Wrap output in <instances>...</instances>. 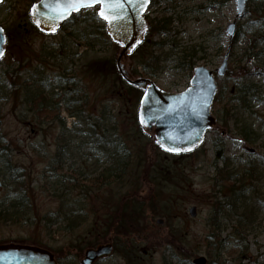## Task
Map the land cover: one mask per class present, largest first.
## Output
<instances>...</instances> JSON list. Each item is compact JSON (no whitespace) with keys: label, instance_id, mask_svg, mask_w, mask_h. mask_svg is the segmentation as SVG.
Wrapping results in <instances>:
<instances>
[{"label":"rangeland","instance_id":"1","mask_svg":"<svg viewBox=\"0 0 264 264\" xmlns=\"http://www.w3.org/2000/svg\"><path fill=\"white\" fill-rule=\"evenodd\" d=\"M36 1L0 4V26L11 43L0 60V145L7 149L0 152V211L7 210L6 199H16L22 190L34 197L32 207L12 220L2 214L10 222L0 224V245L25 242L53 249L65 242L56 239L65 234L52 232L55 226H42V217L60 209L53 197L59 189L48 190L53 182L49 177L74 174L79 185L86 186L92 179L89 171L99 174L117 161L112 146L118 145L129 160L122 158L127 167L111 178L120 176V181L109 187V196L116 193L117 202L106 201L107 209L118 211L122 195H136L125 203L120 225L128 230L118 236L124 243H138L139 263L152 256L149 264H191L199 257L205 264H264V0H249L238 19L234 0L219 9H207L209 0H160L157 10L147 11L145 18L154 17L155 11L160 19L171 18L170 26L158 38L149 36L144 49L131 55L129 69L160 90L177 94L189 86L193 69L205 67L200 45L207 48L205 62L215 66L209 70L218 68L228 53L227 74L215 75L219 97L212 105L216 116L226 108L220 126L224 135L207 133L195 152L169 158L151 148L152 136L138 125V93L116 98L119 47L106 36L97 9L81 10L56 34L46 35L29 16ZM233 21L236 34L230 40L225 29ZM174 35L180 47L171 43ZM159 42H164L162 47L153 45ZM58 83L66 91L55 90ZM69 111L80 118H72ZM245 128L250 131L247 141L241 134ZM216 141L222 144L223 161L216 158ZM85 144L106 156L101 169L89 167V162L79 168ZM58 145L68 147L60 153V164L55 160ZM156 162L161 165L158 170ZM78 194L73 191L71 199L77 200L73 195ZM192 206L197 208L194 218L188 214ZM88 220L84 216L82 226L89 225Z\"/></svg>","mask_w":264,"mask_h":264},{"label":"water","instance_id":"2","mask_svg":"<svg viewBox=\"0 0 264 264\" xmlns=\"http://www.w3.org/2000/svg\"><path fill=\"white\" fill-rule=\"evenodd\" d=\"M249 0H234L235 19L241 18ZM142 2V0H141ZM1 3V0H0ZM123 9L110 26L100 15L98 18L105 23V30L109 38L118 44L119 49L115 59V70L128 86L142 92L137 111V121L143 132L154 137L161 149L169 154L189 153L197 148L204 140L207 130L215 126V118L211 113L216 85L214 73L205 67L193 69L190 86L181 93H167L154 85L147 78L134 76L129 69L130 55L142 43L148 29L145 13L150 0L145 6L137 0H121ZM84 9L81 8L78 12ZM77 11L60 19L58 17V0H39L31 5L29 15L32 24L44 34H55L60 27ZM39 22V23H37ZM55 25V27H54ZM236 21L227 24L225 33L232 39L236 33ZM2 30V28H0ZM6 41L3 30L0 31V53H5ZM0 56V58L2 57ZM225 61L217 70V76L224 75ZM168 148L170 151H165ZM1 186V183H0ZM190 217L196 216V208L188 211ZM161 225L162 221L158 220ZM111 246H98L88 254L93 260L110 254ZM205 258L199 257L193 264H205ZM0 264H56L50 253L34 246L21 244L0 245Z\"/></svg>","mask_w":264,"mask_h":264},{"label":"flooded vegetation","instance_id":"3","mask_svg":"<svg viewBox=\"0 0 264 264\" xmlns=\"http://www.w3.org/2000/svg\"><path fill=\"white\" fill-rule=\"evenodd\" d=\"M159 2H160V0H150V5H149L148 10L150 9L153 13V10H155V8H156L155 5L158 4ZM156 10H157V8H156ZM168 10L169 9H165L164 12H167ZM171 10H173V9L171 8ZM155 14L156 15L152 18L147 17L148 22H152V24L154 26L158 22H160V23L164 22V23L170 24L171 18H169V19L166 18L163 20V19L158 18V15H159L158 11H155ZM163 34H164V32L161 33V32H158V31L155 32L154 30H152V33H150V37L152 38L155 36L158 38L159 36H162ZM174 38L176 39L177 37L174 35ZM163 44H164V42L153 43V45L160 46V47H162ZM199 49H200L199 52H200V59H201L200 61H203L204 66L206 68L215 67L213 65V63L205 62L206 56H207V53H206L207 48L204 45H200ZM217 52H218V50L216 51V53ZM219 56H220V52L217 53L216 59H218ZM224 61L226 63V71H225L224 75H222L221 77H224L227 74L228 53L221 60L220 66L222 65V63ZM220 66L218 68L211 69L210 71H212L214 73V75H217L216 72L220 68ZM60 86H61V83H58L55 90H60L61 92L66 91L65 87H63V86L60 87ZM216 87H217V85H216ZM138 94L141 95L140 92ZM57 97L60 98L59 95H57ZM216 97H217V99L219 97L218 96V88H217V93L214 96L213 103H214ZM228 101H230V100H227V103L225 104V106H227L229 104ZM213 103H212V105H213ZM72 111H69L68 115H71L72 118L78 117V119H79L80 116H76ZM211 112H212L213 117L215 118L216 122H215L214 128L207 131V133H210L212 131H218V132H220L221 135H224L223 129L220 126L222 125V122H224L223 118L224 119L226 118V108L222 109L221 111H217L218 116H216L213 113V108H212ZM86 118L87 117H84V120H86ZM100 118H101V120H104L105 116L101 115ZM65 129L66 128H64L63 130H65ZM93 132L94 133L96 132V129L94 127H93ZM88 134H90V135L92 134L91 129L88 132ZM84 135H85V133H84ZM91 143H92V141L89 142V144H91ZM86 146L88 147V145H86ZM90 146H92V145H90ZM40 148L43 149V146H40ZM67 149H68V147H66V146H63V148H60L59 145L57 146V150L55 151L56 152L55 153L56 163H59V161H58L59 157L62 159V155L60 153L64 152V150H67ZM92 149H96V148L94 146H93V148H91V147L87 148L86 155L83 157L84 162H82V160H80V165H79L80 169L85 168L87 166L88 162L90 163L89 167H91L93 169H101L102 163H104V159L107 161L106 156L102 157V151H100V152L94 151L93 152ZM247 152H249L250 154H254V150H248ZM119 158H116L117 161H112L110 163V167H111L110 169L105 168V170L104 171L102 170L99 174L95 175L94 172L89 171V173L91 174V178H92L88 182V184H86V186L89 187V191L90 190H91V192L97 191V193L102 191V193H104L106 195H110L108 191L112 192V190H110L109 187H112L114 185V182H119L120 176H118L115 181H112L111 178H113L114 175H119L120 173L122 175L121 171H122V167H123V162H122V157L119 156ZM113 162H114V165H113ZM91 164H92V166H91ZM109 174H110V176H109ZM61 178H62L63 182H59L54 186L55 188H58L59 190L56 191V193L53 195V197L58 196L67 202V201L71 200L72 192L75 191L74 185L76 184V181L77 182L79 181V178L76 179L74 174H72L71 176L64 175V176H61ZM67 180H70V182ZM119 186H121V185L119 184ZM73 196L75 198L79 197V195L78 196L73 195ZM25 197L26 198H25L24 202L26 204V207L31 206L30 202L26 201L28 195H25ZM134 197H136L135 194H129V195H125V196L122 195L121 199L119 200L118 211L114 210L111 206H108L109 209H107V203L106 202H99L96 199L94 203L98 202L99 204L93 205L92 209L85 211V216L87 217V220L89 219L88 220L89 225L81 226L84 229V232H83V235H81L80 237H75V236L70 235V229L72 227L69 226V221L66 218L65 214L62 212L63 207H60V209L51 213V215H47V216L42 217L41 220H43L42 222H44V224L42 226L46 230H48V229L51 230V228H54V226H55V228L52 232L65 234V235H59L56 238V239L59 238V239L65 240V242H63L61 245H59L58 247L53 248V249L52 248L50 249L47 247V250H49L53 254L56 264H82L81 257L83 255V252L85 251V249L94 250L98 246L103 245V244H107V243L110 244V246H111L110 255L107 257L97 259V260H93V264H149L150 261L152 262V256H149L148 259H145V260L142 259V263H139L141 258L139 257V249L137 251L138 247L136 245L138 243L130 242V241L127 243H124L123 241L119 240L120 236H118L119 235L118 233L123 234V229L128 230L127 228L120 225L121 224V216H122V212H123V205L125 203L129 202L130 200H134L133 199ZM111 198H115V200L117 202L116 193H114ZM98 208H100V209H98ZM5 209L0 211V213L6 215L7 213H5V211H7V210H5ZM113 213H116V216H117L116 218H115ZM16 215H17V213H16ZM22 217H24V216H22ZM49 218H51V219L53 218V222L49 223V221L51 220V219L49 220ZM5 243H10V242H5ZM68 243L76 244L79 248L78 249L70 248L68 246ZM18 244L24 245L26 243L25 242H19ZM28 245H30V244H28ZM31 246L38 247L39 245L33 243V245H31ZM44 248H46V246ZM142 255H145V254H142Z\"/></svg>","mask_w":264,"mask_h":264},{"label":"bare ground","instance_id":"4","mask_svg":"<svg viewBox=\"0 0 264 264\" xmlns=\"http://www.w3.org/2000/svg\"><path fill=\"white\" fill-rule=\"evenodd\" d=\"M2 1L3 0H1V3H2ZM39 1V0H38ZM221 1H223V0H220L219 2H221ZM225 1V0H224ZM219 2H217V1H215V0H209V3H208V9L210 8V7H213V8H216V9H219V8H221V6H220V4H219ZM226 2H227V0H226ZM226 2H224V4H226ZM0 3V4H1ZM34 4V3H33ZM223 4V5H224ZM223 7V6H222ZM30 9V8H29ZM90 10L91 9H97V12H96V16L98 17V15H97V13H98V10H99V6H95L94 8H89ZM84 10H86V9H84ZM75 15V14H74ZM30 16V15H29ZM73 16V15H72ZM71 18V17H70ZM31 19V18H30ZM103 22V21H102ZM104 23V22H103ZM148 25H149V23H147ZM104 25H105V23H104ZM0 28H2V30H3V32H4V35H5V41H6V44H8V39H7V34L5 33V30H4V28L3 27H1L0 26ZM60 30V29H59ZM58 30V31H59ZM57 31V32H58ZM56 32V33H57ZM55 33V34H56ZM105 33H106V36L109 38V36L107 35V32H106V30H105ZM44 34V33H43ZM46 35H48V34H46ZM50 35H54V34H50ZM146 37L147 36H144V39H143V41H142V45H146L147 44V39L149 38H147L146 39ZM110 39V38H109ZM112 41V40H111ZM171 43H174V47H180V46H178L179 45V43H180V41H178V40H172L171 41ZM117 44V43H116ZM118 45V44H117ZM119 47V46H118ZM7 52V51H6ZM5 52V53H6ZM5 53L3 54V56L5 55ZM3 56L0 58V60L3 58ZM202 67V66H201ZM196 68V67H195ZM207 69V68H206ZM208 70V69H207ZM116 74H117V72H116ZM192 75H193V71H192ZM118 79H120V80H118L117 81V83H116V85H115V87H116V90H115V92H116V94H117V97L116 98H124L125 97V94L126 93H128L129 91H127V88L129 87L124 81H122V79L119 77V75H118ZM214 80H215V75H214ZM216 85V84H215ZM133 90H130V92H132ZM129 92V93H130ZM134 92V91H133ZM136 93V92H135ZM216 93H217V87H216V91H215V95H216ZM87 93L86 92H84V97H85V95H86ZM141 95H139V96H137L138 97V99H137V111H138V107H139V102H140V99H141V97H142V93H140ZM77 95L79 96V95H82V93L81 92H79L78 91V93H77ZM136 95H137V93H136ZM214 95V96H215ZM71 100H75V98H74V95H73V97H72V99ZM80 100H82V99H80ZM44 107H46V106H44ZM76 116H78L77 114H75ZM138 122V121H137ZM139 125V124H138ZM139 127H140V125H139ZM141 128V127H140ZM141 130H142V128H141ZM142 132H143V130H142ZM143 133H145V132H143ZM145 134H147V133H145ZM205 138V137H204ZM203 142H204V140H203ZM203 142L196 148V150L203 144ZM111 147V146H110ZM153 147V149H155V150H160L164 155L165 154H167V155H174V154H169V153H166V152H164L162 149H161V147L155 142V139H154V137H152V140H151V148ZM112 148L114 149V152L115 153H113V154H116V155H118V156H121L122 158H125V159H127V160H129V157H128V152L127 151H124V149L121 147V146H118V145H116V146H112ZM175 156H176V154H175ZM183 157V156H182ZM222 168V167H221ZM216 174H219V176L217 177V178H220V171L219 170H216ZM228 177H231V171H229L228 172V175H227ZM49 179L50 180H53V182L52 183H50L49 185H48V190H51L57 183H59V182H63L62 181V178L60 177V176H57L56 178H54V177H49ZM49 179H47V180H49ZM233 178L231 177V180H229V182L230 181H233L232 180ZM46 180V181H47ZM0 183H1V186H0V189L2 188V186H3V182H2V180L0 179ZM79 184V183H78ZM218 184V183H217ZM23 189V188H22ZM74 190H76L79 194V198L76 200H70V201H64L63 199H61L60 197H58V196H56V197H54V198H56V200L58 201V203H59V207H63V209H62V212L65 214V216H66V218L68 219V221H69V226L70 227H72L71 229H70V235H75V237H80L81 235H83V232H84V230L82 229V222H83V218H84V216H85V211H88V210H90V209H92L93 208V205H94V202H95V200L97 199L99 202H108V200H109V202L112 200L111 199V197L109 196V195H106V194H104V193H102V192H99V193H97V191L96 192H91V190L89 191V187H87V186H83L82 188H80V187H77V186H75V188H74ZM19 194V196H17V198L15 199H6L7 201H5V204H6V206H7V214L9 215V217H11V218H15L16 216L14 215V214H16V213H19V212H21V211H23L24 209H26V204H25V202H24V197H25V195H26V193H25V190H22V192L21 193H18ZM92 195V196H91ZM229 198H231V194L229 195ZM34 199V197H31V196H29L28 195V197H27V202H30V200H33ZM17 200H18V202H17ZM126 207H127V205H126ZM129 208V207H128ZM9 211V212H8ZM4 216L0 213V224H6V223H8V222H10V221H8V220H6V219H4L3 218ZM3 244H10V243H3ZM2 245V244H1ZM103 245H110V244H103ZM103 245H100V246H103ZM68 246L70 247V248H75V249H78L79 247L76 245V244H71V243H68ZM37 248H39V249H42V250H45V251H47L48 253H50L51 255H52V257H53V260H54V262H55V259H54V256H53V254L49 251V250H47V248H44V247H41V246H38ZM80 250V249H79ZM91 250L92 249H85V251L83 252V255H82V257H81V262H82V264H93V258H91L90 256H88V254L91 252ZM94 250H96V249H94ZM110 255V254H109ZM108 255V256H109ZM105 257H107V256H105ZM100 258H103V257H100ZM100 258H98V259H100ZM95 260H97V259H95ZM56 263V262H55ZM191 264H193L192 262H191Z\"/></svg>","mask_w":264,"mask_h":264},{"label":"snow or ice","instance_id":"5","mask_svg":"<svg viewBox=\"0 0 264 264\" xmlns=\"http://www.w3.org/2000/svg\"><path fill=\"white\" fill-rule=\"evenodd\" d=\"M129 2H131V0H129ZM137 2L141 3V7H143L147 3V0H142V2L141 0H137ZM97 4L101 5L99 15L110 26L119 17L117 9H123L121 0H58V17L63 19L67 15H70L72 11L78 12L81 8H94ZM0 56H2V53H0ZM161 147H163V145H161ZM164 150L170 151L168 148Z\"/></svg>","mask_w":264,"mask_h":264},{"label":"trees","instance_id":"6","mask_svg":"<svg viewBox=\"0 0 264 264\" xmlns=\"http://www.w3.org/2000/svg\"><path fill=\"white\" fill-rule=\"evenodd\" d=\"M224 2H226V0L224 1H221V2H219V4H220V6L222 7V6H224L225 4H224ZM224 4V5H223ZM164 20V19H163ZM162 21V20H161ZM149 23V30H148V33H147V37H146V39L150 36V33H152V30H154L155 32L156 31H158V32H161V33H166L167 32V29H168V27L170 26V24H168V23H164V22H162V23H160V22H158L155 26L152 24V22H148ZM147 42V41H146ZM10 42H9V44H7V50H8V48H10ZM146 45H142V46H140V47H138L134 52L136 53V52H139V51H141V49H144L143 47H145ZM139 64H141V65H143V63H141V62H138ZM146 67H144V72L146 73ZM133 74H134V72H133ZM118 80H120V79H118ZM15 86V85H14ZM130 90H133L134 92H136V93H139L136 89H134V88H132V87H128L127 88V91H129L130 92ZM2 92V89H0V93ZM95 128V127H94ZM96 129V128H95ZM247 130V128H245V129H243V131H242V136H243V138H244V140L245 141H247V137H246V133H250V131H246ZM1 135V134H0ZM0 143H1V140H0ZM3 150H7L5 147H3V146H1L0 145V152H2ZM8 152H6L5 154H7ZM215 155H216V158H217V160H220V161H223V153H222V144L220 143V142H215ZM165 157H168L167 156V154H165L164 155ZM185 157V155H180V157ZM164 157V158H165ZM169 158V157H168ZM166 163V162H165ZM166 165H167V163L164 165V166H162V168L163 169H168V167H166ZM156 169L158 170L159 169V167L161 166L160 165V162H156ZM125 167H127V165H124L123 164V168H125ZM165 169V170H166ZM161 172H163V170L161 171ZM155 174H156V178H157V180H159L160 179V177L157 175L158 174V172H155ZM160 175H164V173H160ZM109 176H110V174H109ZM229 180H231V177H229L228 178V181ZM75 186H77V187H80V188H82L83 186H80L79 184H78V182L76 181V184L74 185V188H75ZM25 198L26 197H24V200H25ZM17 202H18V200H17ZM124 206H125V204L123 205V209H124ZM125 214V213H124ZM8 218H10V217H8ZM11 219V218H10ZM12 220V219H11Z\"/></svg>","mask_w":264,"mask_h":264}]
</instances>
